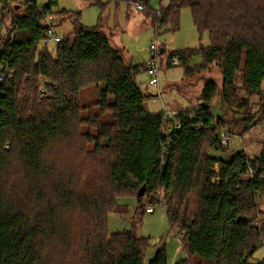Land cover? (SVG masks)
<instances>
[{
	"label": "trees",
	"instance_id": "1",
	"mask_svg": "<svg viewBox=\"0 0 264 264\" xmlns=\"http://www.w3.org/2000/svg\"><path fill=\"white\" fill-rule=\"evenodd\" d=\"M90 1L102 9L108 1L145 6L157 35L178 30L190 7L209 44L169 51L162 43L158 56L177 55L188 77L219 66L223 88L209 80L198 107L151 111L136 75L149 67L127 64L101 25L86 26L81 11H55L59 0H0V264H147L149 238L135 230L153 193L180 230L186 257L177 264H264L253 258L264 248V148L259 157L211 153L227 151L226 121L212 111L218 95L248 111L239 73L250 93L263 91L264 0H168L159 9L150 0ZM47 12L74 25L55 55ZM196 54L202 60L192 64ZM42 78L57 87L42 91ZM90 83L104 85L98 104L113 121L82 117L80 90ZM241 122L244 134L264 122V101ZM122 196L136 198L139 218L111 232L109 214L128 212ZM148 264H169L166 248Z\"/></svg>",
	"mask_w": 264,
	"mask_h": 264
},
{
	"label": "rangeland",
	"instance_id": "2",
	"mask_svg": "<svg viewBox=\"0 0 264 264\" xmlns=\"http://www.w3.org/2000/svg\"><path fill=\"white\" fill-rule=\"evenodd\" d=\"M40 6L44 5V0H37ZM151 2V0H150ZM106 8L102 9L99 5H89L86 0H59L56 9L66 8L68 10L81 11V20L86 26L101 25L108 29L107 33L110 36L111 44L114 47H119L124 55L127 64L141 63L145 67H149L148 60L152 57L151 45L159 46L164 43L169 51L178 49H186L188 47H202L207 46L210 42L207 32L202 36L197 30L194 19L192 17L190 7H184L181 10V24L178 30L161 31L159 35L156 34L149 19L146 20V9L140 10L138 5L134 2L115 4L113 1H108ZM156 5L160 7V0ZM1 8V5H0ZM1 11V9H0ZM55 15V14H54ZM56 21L59 17L55 15ZM8 20H6L7 23ZM59 22V21H58ZM57 22V23H58ZM8 23L6 24V27ZM58 35L63 36L65 33L74 31L72 20L65 18L55 26ZM6 29L4 28L3 34ZM55 42L48 43L49 50L55 53ZM157 60L162 61L159 89L151 82L152 75L149 69L138 72L137 81L141 84L142 89L149 96L147 97L148 106L151 111H167L172 114L174 110L179 108L190 109L198 107L202 101L200 94L204 85L209 80H214L222 90L223 73L219 66L213 65L210 68L199 70L195 72L194 76H186L185 68L176 65L175 67L168 66L166 55L158 56ZM201 55L196 54L192 57V64L201 62ZM198 69V67H194ZM89 75L85 72L84 77L89 79ZM91 75V74H90ZM237 86H239L238 98L246 99L250 102L248 111L237 106L231 108L222 100V95L219 94L212 107L213 114L217 117L221 116L226 121V130L228 131L231 141L230 145L226 146V153L211 152L217 157H225L232 155L234 152L244 150L247 156L259 157L264 148V122H257L252 126L248 134H244L242 128V120L246 119L249 113L257 114L261 109L264 101V88L262 93L252 94L244 86L242 82V73H239L236 78ZM46 92L51 87H57L53 84L51 79L47 78ZM104 85L97 86L95 83H90L82 87L80 90V105L84 108L81 112L83 118H88L91 115L99 116L103 122L113 121L110 112L102 114L101 106L98 104L100 100V89ZM112 101V99H111ZM83 133L97 134L95 129H89L88 126L83 125L81 128ZM94 144H89L88 148L92 149ZM217 168V167H216ZM160 195L153 193L149 196H144L143 203L145 208L151 203L155 204L151 211L146 209L143 215H140V222L137 225V235L149 238V246L145 250V262L148 264L160 248H166L167 259L169 264H177L181 259L186 257L184 244L181 242L180 230L172 229L169 218L166 215L165 208L159 204ZM119 203L127 204L128 212L123 214L110 213V231L117 232L123 229H131L133 219L136 221L139 215L135 211L139 205L134 197L122 196ZM139 220V219H138ZM254 259L264 258V248L258 250L254 254Z\"/></svg>",
	"mask_w": 264,
	"mask_h": 264
},
{
	"label": "built area",
	"instance_id": "3",
	"mask_svg": "<svg viewBox=\"0 0 264 264\" xmlns=\"http://www.w3.org/2000/svg\"><path fill=\"white\" fill-rule=\"evenodd\" d=\"M138 8L140 10H144L145 6L138 4ZM52 12H47L46 16H45V20L46 24L48 25V29H47V35H48V41L50 42H55L58 43L60 42V40L62 39L61 35H58L55 29V26L57 25L56 21V14ZM159 46L152 44L151 45V51H152V57L148 60L149 61V72L152 75V79L151 82L156 85L159 89V82H160V70L163 67V63L162 61L157 60L158 57V52H159ZM180 64V60L178 58L177 55H175L173 58L169 59L167 62V67L171 66V67H175L176 65ZM41 85H42V91H45V86L47 85V79L42 78L41 80ZM161 89H159V93H161L160 91ZM178 128L180 127V125L177 126ZM221 141L224 144V146H229L230 145V137L228 134V131L226 129L222 130V134H221ZM155 204L151 203L147 206V210L151 211L154 208Z\"/></svg>",
	"mask_w": 264,
	"mask_h": 264
},
{
	"label": "crops",
	"instance_id": "4",
	"mask_svg": "<svg viewBox=\"0 0 264 264\" xmlns=\"http://www.w3.org/2000/svg\"><path fill=\"white\" fill-rule=\"evenodd\" d=\"M44 1L47 2V0H44ZM86 1H88V2H89V5H91V1H90V0H86ZM101 1H102V0H101ZM103 1H107V0H103ZM157 1H158V0H151V2H150V4L152 5V7H153L154 9H159L158 6L156 5ZM162 1L167 2L168 0H160V6H161V4H162V3H161ZM45 2H44V4H45ZM130 3H131V2H130ZM106 6H107V5H106ZM119 6H120V5H119ZM59 9H60V8H59ZM54 10L56 11V10H58V9L55 8ZM78 11H79V10H78ZM58 17H59V20H58L59 22H58V23H60L61 20H64V19H62L60 16H58ZM145 18H146V17H145ZM147 19H148V18H146V20H147ZM58 23H57V24H58ZM102 30H103L106 34H108V33H107V30H108V29L102 27ZM108 36H109V34H108ZM109 37H110V36H109ZM148 62H149V61H148ZM148 64H149V63H148Z\"/></svg>",
	"mask_w": 264,
	"mask_h": 264
},
{
	"label": "water",
	"instance_id": "5",
	"mask_svg": "<svg viewBox=\"0 0 264 264\" xmlns=\"http://www.w3.org/2000/svg\"><path fill=\"white\" fill-rule=\"evenodd\" d=\"M160 52L162 53L163 52V48H161ZM140 190L138 191V195L139 196H144L145 195V192H146V188L145 187H141L139 188Z\"/></svg>",
	"mask_w": 264,
	"mask_h": 264
}]
</instances>
